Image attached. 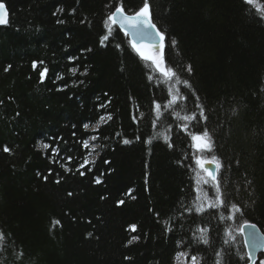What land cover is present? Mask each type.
Listing matches in <instances>:
<instances>
[{
    "label": "trees",
    "instance_id": "obj_1",
    "mask_svg": "<svg viewBox=\"0 0 264 264\" xmlns=\"http://www.w3.org/2000/svg\"><path fill=\"white\" fill-rule=\"evenodd\" d=\"M2 2L0 264H174L181 252L248 264L240 234L226 244L224 230L264 233L262 14L243 0H149L162 60L192 85L176 83L187 99L167 108V83L116 26L100 44L115 7L132 14L144 0ZM205 129L227 206L197 212L191 137Z\"/></svg>",
    "mask_w": 264,
    "mask_h": 264
},
{
    "label": "snow or ice",
    "instance_id": "obj_2",
    "mask_svg": "<svg viewBox=\"0 0 264 264\" xmlns=\"http://www.w3.org/2000/svg\"><path fill=\"white\" fill-rule=\"evenodd\" d=\"M243 2L249 6H253L254 10L258 13H261V18L264 19V4L260 3L259 0H243ZM110 22V23H109ZM58 23H62V21H58ZM9 24V19H8V12L6 9V5L2 2V0H0V26H6ZM119 24V27L122 31H124L125 35H128V29H132V36L133 39L131 41H129V43L131 44V47L139 54V56L144 59V60H150L152 62V64H154L155 68L163 75V77H165L166 80L171 81L173 79H175L176 83H182L185 88L187 89H191L192 85L190 83V81L188 79H181L178 72L172 68V67H168L167 64L162 60V58H158L155 55L151 54V50L150 48L147 47H142L140 45V43H138L137 41V36L140 37V39H144L146 36H151L153 32H155V35L159 37V40L161 42V48H163V41H164V34L162 32H160L159 29H157V26L155 23L152 22L151 19V8H150V4H149V0H144L143 2V6L141 8H139L137 11L134 12L133 15H126L125 14V10L123 8L122 3L119 4L118 6L115 7V10L112 11L107 18L104 21V26L105 28L108 30V34L104 35L103 37H101L100 39V44L101 46L104 45V42L107 41L109 39V35L111 34L112 28L110 25H117ZM173 43H175V41H173ZM117 47H120V45H117ZM90 51V49H89ZM36 63L37 62H33V68L36 67ZM40 63H43L42 61ZM11 65L8 66V68H10ZM8 69L6 68L5 71H7ZM189 76H191L194 72L193 68L191 65H187V67L184 69ZM47 71V69L44 70V72L40 73L41 79H43L45 72ZM73 73L76 72V69L72 70ZM149 79H152V77L150 76ZM169 95H171V99L168 101V104L165 105V107H170L172 105H175L177 103V100H186L187 97L183 94L180 93V90L177 89L176 90V95H172V88L168 89ZM199 99V97H197V100ZM0 103H2V101H0ZM101 107H103V105H101ZM161 105L160 104H155V108L158 110L160 109ZM197 107H201L199 104L197 105ZM158 117H159V112L157 113ZM177 117L179 118V113L176 114ZM200 116L203 117L204 120L207 119V117L204 115L203 110H201ZM108 120H111L112 117L111 115H109L107 117ZM184 120H188V121H192V120H197L198 117L195 115V113H193L190 116H184L183 117ZM106 122L105 118L103 116L100 117V121L97 123V129L100 127V125L102 123ZM153 124H155V122H153ZM85 128H88L89 125L85 124L84 125ZM185 130L187 129V125H184ZM162 136V138L164 139L165 142L168 141L169 137L167 135L164 134H160ZM97 137L93 136L92 139L95 140ZM137 139H139V137H137ZM192 139L196 142V145L198 148L200 149H207L209 152L212 150V140H211V136L209 134V132L207 131V129H205L202 133L199 134H195L192 136ZM149 143L151 142L150 140L148 141ZM123 143L125 145L131 143L130 140L128 139H124ZM83 146L85 148H88V142L85 141L83 143ZM172 145L169 144V147H171ZM44 149H47L49 147V145L44 144L41 146ZM94 150V149H93ZM4 152H10V149L5 146L3 149ZM91 154V152L89 153ZM215 163L216 168L219 169L220 167H222V164L220 163V161L215 157H211L210 160H201V159H197L196 163L198 165H200V167L207 173L208 177L210 178V180L213 182V187L215 188V202H210L208 207L209 208H217V207H226V200L223 197V194L221 192V187H220V182L217 180V176L215 175V173L207 168H205V164L206 163ZM89 163L88 160H85L83 164L80 165L81 168H83L85 165H87ZM107 163V161H106ZM80 175H84L83 172L80 173ZM44 179L46 180L47 177H44ZM57 183H59V181H57ZM95 183L99 184L101 183V181L99 179H96ZM204 184H208L209 180L208 179H204L203 180ZM131 189L129 190V195L131 194ZM69 196L72 195L71 192L68 193ZM206 196V194H205ZM133 199H135V196L132 197ZM118 205H122L124 204L123 200H120L117 202ZM197 212H203L205 209L202 206H197L195 209ZM231 210L233 211V213H239L241 212V209L239 206L232 204L231 205ZM158 215V214H157ZM229 219L232 218V216L228 217ZM59 221H56V224H59ZM250 227L255 228V225H248ZM130 230L132 232L136 231V225H130L129 226ZM202 235L200 236V242L207 244L209 241L206 238V233H207V229H200L199 230ZM91 235V234H89ZM227 235L229 236V239H234L235 237H233L231 235V233H227ZM4 239V234L2 232H0V240ZM138 237L133 236L131 240L128 241L129 244L132 243L133 240H137ZM225 243H229V240H225ZM186 253H179L177 256V259H179L180 257H184L186 256ZM217 255L219 256L220 254L217 253ZM243 258V257H241ZM125 259H128V257H125ZM248 259L251 260V253L248 254ZM191 260L193 262V264H199L198 258L196 256H192ZM216 264H221V261H217ZM253 264H255V262L253 261ZM260 264H264V261H261Z\"/></svg>",
    "mask_w": 264,
    "mask_h": 264
},
{
    "label": "water",
    "instance_id": "obj_3",
    "mask_svg": "<svg viewBox=\"0 0 264 264\" xmlns=\"http://www.w3.org/2000/svg\"><path fill=\"white\" fill-rule=\"evenodd\" d=\"M125 14L126 15H133L134 13L129 14V13L125 12ZM115 26L119 30V32H121L122 34L125 35L124 31H122L120 29L119 24H117ZM0 27H2V26H0ZM128 32H129V34L125 35V36L128 38L129 41H131L133 39V36L131 34L132 29H128ZM137 41H138V43H140V45L142 47L150 48L151 54L156 56V54L164 48L165 36H164V41H163V48H161V42L159 40V37L155 35V32H153L151 36H146L142 40L140 39L139 36H137ZM205 168H208L209 170L213 171L215 173V175H217V168H216L215 164L206 163ZM248 225H254V224H243L240 228V233L242 236L243 245H244V249L246 252L248 264H253V261L256 264L258 261L259 255L261 253H264V235L262 234L261 230L256 225H255V228L250 227ZM249 253H251V260L248 259Z\"/></svg>",
    "mask_w": 264,
    "mask_h": 264
},
{
    "label": "rangeland",
    "instance_id": "obj_4",
    "mask_svg": "<svg viewBox=\"0 0 264 264\" xmlns=\"http://www.w3.org/2000/svg\"><path fill=\"white\" fill-rule=\"evenodd\" d=\"M156 57L161 58L160 56V52L156 55ZM158 73H160L158 71ZM161 77L163 78V80L167 83L169 88H172V95H176V82L175 79L168 81L165 79V77H163V75L160 73ZM171 99V95L169 97V100ZM171 107V106H170ZM169 108V107H167ZM193 144H194V158L195 161H197V159H201V160H210L211 157H213V155L211 154V151L209 152L207 149H200L197 147L196 142L193 140ZM90 160V159H89ZM197 167L198 164L196 163ZM207 179L206 176H204V174L199 171H197L196 169V175H195V180H194V185H195V207L197 206H202L204 209H208V205L210 202H215V188L213 187V183L211 182L210 184H204L203 180ZM206 194V196H205ZM240 228V227H239ZM231 233V235L233 237H235V234L239 233V229L235 230L232 229L231 231H229ZM226 240H229V242L232 243L233 239H229V236L227 234H225ZM245 251V249H244ZM261 261H264V259H258L257 263L260 264ZM174 264H193L191 258L189 257H180L179 259H175Z\"/></svg>",
    "mask_w": 264,
    "mask_h": 264
},
{
    "label": "bare ground",
    "instance_id": "obj_5",
    "mask_svg": "<svg viewBox=\"0 0 264 264\" xmlns=\"http://www.w3.org/2000/svg\"><path fill=\"white\" fill-rule=\"evenodd\" d=\"M7 9V8H6ZM8 12V11H7ZM110 23V22H109ZM113 26H115V25H113ZM3 27V26H2ZM132 48V47H131ZM133 49V48H132ZM134 50V49H133ZM134 52L139 56V54L134 50ZM140 57V56H139ZM141 58V57H140ZM142 59V58H141ZM144 60V59H143ZM154 68H155V66H154ZM156 70V69H155ZM157 71V70H156ZM158 72V71H157ZM191 142H192V144H193V139H192V137H191ZM193 152H194V144H193ZM195 160V159H194ZM213 164H215L214 162H213ZM195 169H197V171H198V169H199V171H201L203 174H204V176H206V178L209 180V183L208 184H210L212 181L210 180V178L208 177V175H207V173L200 167V165H198V167H197V165H196V161H195ZM208 169V168H207ZM216 176H218V169H217V175ZM213 183V182H212ZM196 208V207H195ZM243 224H254V223H250V222H244V223H242L241 225H240V228H241V226L243 225ZM254 225H256V224H254ZM257 226V225H256ZM258 227V226H257ZM240 228H239V234H240V236H241V233H240ZM259 228V227H258ZM260 229V228H259ZM232 229H231V224H230V222L228 223V227H227V230H224L225 231V234H227V233H229V231H231ZM261 230V229H260ZM261 232H262V230H261ZM262 234L264 235V233L262 232ZM241 241H242V244H243V240H242V236H241ZM243 247H244V245H243ZM245 254H246V252H245ZM261 254H263V253H261ZM187 256L189 257V258H191L193 255L192 254H187ZM186 256V257H187ZM247 258V257H246ZM247 262H248V260H247Z\"/></svg>",
    "mask_w": 264,
    "mask_h": 264
}]
</instances>
